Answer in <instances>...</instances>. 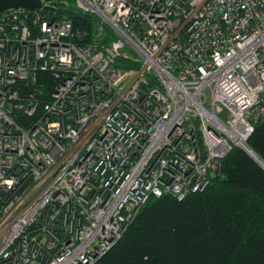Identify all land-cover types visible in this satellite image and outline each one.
Masks as SVG:
<instances>
[{"label":"built area","instance_id":"built-area-1","mask_svg":"<svg viewBox=\"0 0 264 264\" xmlns=\"http://www.w3.org/2000/svg\"><path fill=\"white\" fill-rule=\"evenodd\" d=\"M75 3L115 40L0 13V264H96L150 200L203 193L264 123V0Z\"/></svg>","mask_w":264,"mask_h":264},{"label":"trees","instance_id":"trees-1","mask_svg":"<svg viewBox=\"0 0 264 264\" xmlns=\"http://www.w3.org/2000/svg\"><path fill=\"white\" fill-rule=\"evenodd\" d=\"M61 13L42 10L48 18L70 19L85 34V44L108 45L115 31L95 12L75 0L54 3ZM115 67L140 65L119 58ZM49 74H40L34 92L45 103L53 89ZM247 145L264 161V123ZM96 264H264V168L234 146L222 162V176L184 201L165 196L150 200L118 244Z\"/></svg>","mask_w":264,"mask_h":264},{"label":"water","instance_id":"water-1","mask_svg":"<svg viewBox=\"0 0 264 264\" xmlns=\"http://www.w3.org/2000/svg\"><path fill=\"white\" fill-rule=\"evenodd\" d=\"M10 8H27L61 13L57 7L45 5L43 0H0V13ZM239 147L246 151L262 168H264V161L247 145V143Z\"/></svg>","mask_w":264,"mask_h":264}]
</instances>
